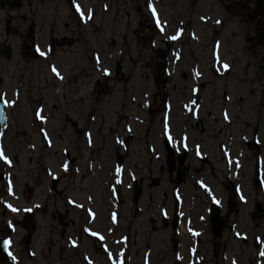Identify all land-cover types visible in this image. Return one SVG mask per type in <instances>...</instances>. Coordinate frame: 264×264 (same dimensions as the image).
Segmentation results:
<instances>
[{"label":"flooded vegetation","instance_id":"1","mask_svg":"<svg viewBox=\"0 0 264 264\" xmlns=\"http://www.w3.org/2000/svg\"><path fill=\"white\" fill-rule=\"evenodd\" d=\"M103 3L106 5L107 0H0V107L7 111L5 125L2 127L0 123V147L6 146L9 139L11 146L17 143L15 141L20 136L17 126L19 115L22 113V108L31 107L34 115L40 110L46 117L45 121H38L34 117L30 126L31 140L40 142L44 151L49 152L51 160L57 156L56 162L61 166L69 163L75 168L87 170L80 177L85 182L84 190H70L72 186L59 189L58 185L63 176L52 177L51 188L55 192L54 198L58 194L65 193L66 190L71 191L73 194L66 195L65 202L79 210L80 215L79 218L72 219L73 224H78V228L72 234L67 233V223L64 220L52 218L53 232L50 235L43 234L42 237L43 245L46 241L45 252L35 247L34 240L37 234V218H39L37 204L42 205L40 208L46 206V200L50 201L49 193L45 188L46 196L40 201L35 198L34 193V201L29 202L31 208L27 211L31 225L30 239L33 240V247L28 245L26 248L30 264H51L52 261L53 264L57 261L60 262L59 264H81L78 257L83 264H117L118 260L121 264L130 262L127 245V242L132 240L130 226L127 228V233H122L124 235L120 233L121 225L125 221L131 223V220L128 221L129 218H127V214H130L128 202L131 207L136 208V211H141L140 201L150 184L145 182V178L151 173L153 179H150L155 186L160 185L161 179L152 166H149L145 176H138L132 172L129 174L126 159L129 157V143L133 139V131L137 133L136 127L143 126L145 135L152 136L151 129L155 121H161V126L158 132H153L155 137L152 136V143L146 141L147 149L150 153H155L157 160L160 161L158 173L161 170L159 175L162 177H165L163 176L164 164L168 165L169 176L166 177V181H170L169 186L172 191L170 202L165 203L164 206L162 204L168 198V191L163 192L164 196L160 204L161 217L155 219L153 215H150L148 218L154 224L155 230H171L173 264H209V257L214 251L210 252L205 248L204 240L207 236L215 240L222 237L224 231L228 229L232 231L236 241L243 240V231L238 229V224L231 216L235 213L239 216L238 204L246 205L250 200V195L248 201L244 202L236 193V183H242L240 188L245 190L244 175L241 171L244 169L246 158L244 155L240 156L241 152L238 156H234L232 142L227 139L228 131L225 126L218 128L219 121L211 120L209 123L208 118L205 122L201 118L205 100L199 94L207 89V85L203 80L205 75L201 73V68L196 61L193 62L190 59L191 56L195 58V48L186 44L166 43V50L156 43L143 42L142 47H135L137 58L133 59L131 46L125 43L126 51L121 50L118 57L114 59V73L102 76L98 24ZM77 4L86 18L77 11ZM98 12L99 21L97 20ZM156 51L159 52L160 59ZM41 52L45 55H41ZM152 52H155L156 56L147 58L149 59L147 65L154 67V71L152 76L151 73L147 75L150 79L143 84L145 88L140 95L143 99L140 96L137 99L132 98L131 95L128 97V101L137 105L139 110L133 111L135 121H130L133 118L126 114L129 110L121 101L120 108L113 110V113L122 124L119 127L116 124L114 127L113 123L107 122L106 119L104 123L99 124L94 110L99 107L104 91L118 83L129 81L124 54H129L128 60L131 66H137L141 60L144 61L142 59L144 55L148 56ZM80 55L85 57L82 62L78 60ZM169 55L175 56L171 62ZM165 60L168 61L165 72L158 77L155 71L159 63ZM179 61L187 64L191 80L186 78L187 72L182 64L179 65ZM119 64L122 66L123 74L116 73ZM178 66L181 68L178 69ZM53 67L59 75L53 72ZM172 71L182 72L184 81L191 82L188 87L190 95L186 96L183 91L181 94L183 109L191 111V114L187 116L190 115L195 120L194 125L188 127V131L194 130L195 134L210 132L211 136L217 140L215 144L223 162L226 163L225 156L229 152L233 159L237 158L240 161L233 162V166L238 168L233 177L229 175V169L226 166L223 179L225 194L218 192L211 181L200 174L199 169L202 167H209L213 172L218 171L211 161L213 152L201 138L192 142L190 131H183L178 136L171 122H168L163 115L167 110L175 107L173 96L169 95L174 79L171 76ZM181 86L185 88L186 83L183 82ZM181 86L178 87L181 88ZM147 88L151 89L148 95ZM115 91L119 93L118 87ZM186 97L188 99L185 101ZM228 98L226 94L225 100ZM83 113H86V116L80 117ZM153 113L157 120L151 118ZM213 119L218 120L216 117ZM182 121L188 124L186 118H182ZM96 125L98 127H95ZM12 129L15 130L12 132ZM126 132L128 135L124 136ZM105 133L109 136L104 137ZM69 134L71 139L67 138ZM108 141L111 145L118 143L124 153L120 152V147L112 150ZM59 144L60 151L56 150V145ZM114 146L116 147L115 144ZM191 157L200 165H192L188 162ZM239 164L241 166L237 167ZM115 168L120 169L119 175ZM174 168L178 170V176L172 174ZM5 169L3 160H0V223H2L3 211L8 217L7 223H13L15 220L10 217L11 208L5 200L12 199L11 193L15 188V182L11 177L5 176ZM69 175L71 177L75 174L71 172ZM192 175L197 187L192 194L194 198L199 194L195 201L184 197L186 190L183 186L185 187L187 181L181 182L185 178L190 180ZM118 178H120L119 182ZM87 179H89L88 182H86ZM94 181L98 187L95 188V192H92L91 183ZM31 182L29 193L36 188L35 177ZM8 183L11 184V193ZM166 184L168 185V182ZM213 197H218L222 204V207L218 206L217 210L213 208ZM152 198L151 195V200ZM205 199H207L205 209L197 215H190L193 210L200 208L199 202L203 203ZM53 205L57 209L61 207V204L53 203ZM230 208L233 209L231 213H229ZM170 209L173 211H169ZM19 224L22 225V222L19 221ZM181 226L185 227L184 232ZM219 227H221L220 230ZM55 231L58 232L59 238H56ZM90 232L98 233V236H92ZM117 234L120 235L117 237ZM5 237L11 241L10 238H14L15 234L10 230L3 235L0 227V244L4 242ZM99 237H103V240ZM53 245L58 249V253L55 255L54 252L53 257L51 255L47 257ZM116 246L119 248L116 249ZM222 253L225 260L228 252ZM19 254V250L15 253L11 242L7 254H2L0 251V264H22ZM211 263L214 264L215 261ZM142 264H152L150 252H144Z\"/></svg>","mask_w":264,"mask_h":264},{"label":"rangeland","instance_id":"2","mask_svg":"<svg viewBox=\"0 0 264 264\" xmlns=\"http://www.w3.org/2000/svg\"><path fill=\"white\" fill-rule=\"evenodd\" d=\"M109 1L110 11L108 13L100 12V21H99V12L97 15V20L100 25L103 23L104 29L99 27L98 37H99V47L102 50L101 55L104 56L103 64L101 66V71L103 67L111 68L114 66V59L118 57V53L121 50L126 51V46L129 44L131 47V51L135 54L134 48L136 46L142 47L143 42L147 39H150L152 35H155L156 43L160 47H165L163 45V41H165L166 37H168L169 33H159L161 30L153 28V23L151 21L152 16L151 13H147L145 2L147 0H107ZM186 0H166L163 4L162 8V16L155 17L157 21L164 18L170 21L172 17H176L177 12L182 10L183 7L186 6ZM198 1L192 0L193 2V12L190 15V18L195 19L196 21L200 20V15H207L211 17L213 23L208 28L203 25L200 20L196 22L197 26H200V30L195 29V25H188L186 29V35L188 34L191 28L196 30L197 36H200L202 40L200 42H195L191 38L187 40V45L196 49L195 58L190 57V59L194 62L196 61L197 65L201 68V73H204L203 80L207 85V89L200 93L202 99L205 100L204 111H202L203 121L205 122L208 118V122L211 120L219 121L217 127L225 126L228 135L227 139L232 142L231 148L233 150L234 156L239 155V152L242 150L245 151V167L241 171L244 175V183L248 185V173L253 175L255 174L256 160L255 155L261 154L264 157V60L263 55L258 58V53L254 50H258L260 53H264V29H261L262 23L257 24L253 30L249 29L251 22L253 20L264 22V0H261L262 9L258 12L256 17L255 14L258 1L257 0H202V4L199 5L200 10H198ZM163 3V1H162ZM206 9L207 12H205ZM197 12L200 13L199 20ZM254 17V18H253ZM102 19V21H101ZM220 21L219 24H215V21ZM150 23V24H149ZM176 23V22H175ZM99 25V24H98ZM171 31H174L176 25H171ZM216 27V28H215ZM249 27V28H248ZM101 30V37H100ZM212 31V32H211ZM149 35V37H147ZM147 37V38H146ZM185 36L184 39H186ZM102 38V39H101ZM114 39V40H113ZM214 41L221 43L222 47V57L221 61L225 62L227 59L230 64L234 65L233 71L225 76H219L215 70H219L220 63L217 62L213 57L212 53V44ZM158 58L161 57L158 55V51H156ZM155 52L148 54V56L144 55L139 65L131 66L132 64L128 60L129 54H124V62L127 66V76L129 81L127 83H118L116 86L111 87L110 89L104 91L102 101L100 100L99 107L94 110L97 113L98 119L97 122L104 123L105 119L107 122H112L114 127L118 124L119 127L122 122L117 120V116L113 113V110H117L120 108L121 101L124 102V106L128 108V112L133 119L131 122L135 121V114L133 111H139L137 105H134L128 101V97L131 95L132 98H138L142 90L145 88L143 85L147 82V77L151 73H153L154 67H148L147 62H149L150 57L156 56ZM258 58V59H257ZM169 59H172V55H169ZM80 62L85 60L83 55H80L78 58ZM182 64V67L186 70L188 80H191L190 72L188 71V66L186 63H181L179 61V65ZM181 68L178 66V69ZM215 69V70H214ZM178 71V70H176ZM221 71V68H220ZM149 73V74H147ZM176 75V76H175ZM173 83L170 86V96H173L175 107L173 109H169L163 115L168 119V122H171L178 136L183 131H188V127L194 125L195 120L188 114H191V111H185L182 107L183 97L181 96L182 91L186 96H189V85L191 82H185L183 73L172 71ZM186 83V87L183 88L182 83ZM181 86L178 87V86ZM118 87L119 93L115 91V88ZM175 88V89H174ZM148 89V88H147ZM169 93V89L167 90ZM151 93V89H148L147 95ZM226 94L228 95V100H225ZM240 94H243L244 97L240 98ZM140 98L143 99L142 96ZM188 98L186 97L185 101ZM242 99V101L240 100ZM191 105H193L191 103ZM227 109L230 116V123L223 121L221 118V110ZM107 115V118H106ZM144 115V114H143ZM161 116V113L159 114ZM86 113L80 115V117H85ZM218 118L215 120L213 118ZM152 119H156L155 113L151 115ZM182 118H186L188 124H184ZM34 120L33 112L31 111V107L22 108V113L19 115V119L17 122V126L19 127L20 136L17 138L15 145L11 146V141L9 139L6 148L8 152L18 161L21 162L19 168L14 166V181L16 184L17 191L21 194L23 190H29V183L33 177H35L34 184L36 188L32 189L25 195V199L23 202L17 200V203L21 206V204H29V202L34 201V193L35 198L40 201L43 197L46 196V191L48 192L51 188V177L49 173L46 171V166H50L49 162H51V172L54 170L60 176H63L61 183L58 185L59 189H62L65 186H72L70 188L76 190L78 186H81L80 176L83 174L82 171L77 173L75 170L71 171L76 174L70 177L68 170L66 172H61V165L56 162V157L53 159L49 157V152L44 151V147L40 145V142H36L31 140L30 134L32 133L31 123ZM98 124V125H99ZM96 125L95 127H98ZM14 126V125H13ZM12 126V127H13ZM161 126V121H155L154 127L151 129L152 136L153 132H158ZM252 128H258L260 130V138L262 140V145H255L254 143L248 144L245 141V138H249L252 140ZM15 129H12V132ZM136 132L134 136H132V140L129 143V157L127 164V171L137 174L138 176H145L149 166L154 167L157 172V176L161 179L160 185L155 186L152 184L153 175L149 173L148 177L145 178V182H150L149 187L145 191V195L141 198L140 207L141 211H136L135 207H131L130 202H128V208L130 210V214H127L128 221L124 222L121 225V234L127 233V228L130 226V234L132 237L131 241L127 242L128 245V256H130V262L128 264H142V256L145 251L150 252L152 264H173L174 263V252L172 243L170 240L171 230L168 229H157L153 228V223L148 218L150 215H153L155 219L161 217L160 214V204L163 200V192L165 190L168 191V198L164 200L162 204L164 206L165 203L170 202L171 200V189H170V181H166V177L168 175V165L164 164V174L162 177L158 173V169L160 168V161L157 160L155 153H150L149 149H147L146 141L151 142L152 136L145 135L144 127H136ZM190 131V132H189ZM189 134L191 136L192 142L201 138L204 141V144L213 152V156L211 155V161L213 162L214 167L218 170L217 172L210 171L209 167H202L199 170L200 174L206 176L214 188L220 192L221 194H225V186L223 185L226 173V164L221 160L220 154L218 152L216 146V139L211 136L210 132H204L195 134L194 130L191 132L189 129ZM125 135H128L126 132ZM109 135L105 133L104 137H108ZM103 137V142H104ZM70 138V134L67 136ZM112 140V139H111ZM14 142V143H15ZM111 145V142H109ZM116 145V147L114 146ZM111 145L112 150L115 148H119L120 145L118 143H114ZM32 145H35V149H32ZM155 145V144H154ZM56 150L60 151L61 145H56ZM156 149L158 150V146L156 145ZM120 152L124 153L122 147H120ZM158 153V152H157ZM85 153L83 152V155ZM156 159H155V158ZM144 162V164H143ZM152 162V163H151ZM188 162L192 165H200V163L191 157ZM45 164V167L43 168ZM54 169L52 171V168ZM139 167V168H135ZM12 170L7 169V172H11ZM85 170V169H84ZM137 172V173H136ZM174 176H178V170L174 168V172L172 173ZM182 175V174H181ZM180 175V176H181ZM190 180L185 178L183 181H187L185 184V192L184 197H186L190 201L197 200V196L194 198L192 194L193 191H196V186L194 184V176H191ZM151 178V179H150ZM96 179V178H95ZM98 180V179H96ZM95 180V181H96ZM95 181L91 183L92 192H95V188L98 187L95 184ZM168 182V185L166 184ZM49 183V187L47 184ZM75 187V188H74ZM250 193L249 203L246 205H239V216L235 213L231 216L238 224V229L243 232H246L250 237L248 240L244 242L236 241L237 239L233 237L231 230H225L222 237L212 240L210 236H207L204 240L205 248H207L210 252L213 250L214 253L209 257V264L214 260V264H232L230 261L231 256H235L238 259L239 264H255L257 259L256 257V246L253 245V237L256 234H260L264 239V211H263V203H262V193L260 189L254 187V193L251 188L248 189ZM42 191V192H40ZM249 194V192H247ZM73 194L71 191L66 190L65 193L56 195L55 193H49V199L46 200V206L43 208H39L38 211V221L36 224V237L34 240V245L36 248L42 252L46 250V241L43 245L42 237L43 234L50 235L53 230L51 229V225H53V219H62L67 223L66 231L68 234H72L78 228V224H73L72 219L79 218L80 211L71 207L69 204L67 205L65 202V196ZM152 195V200H151ZM44 203L45 201H41ZM53 203L61 204L59 209L55 208ZM207 199L203 201V203L199 202L200 208H197L192 211L190 215H197L201 213L206 206ZM253 208H256L258 213H263L261 217L254 218L253 220H249L248 211ZM44 211H46L44 213ZM53 211V212H52ZM169 211H173L170 209ZM233 211L230 208L229 213ZM14 212V211H13ZM50 212H52L50 214ZM12 214L10 217L15 219L17 222L18 231L15 236L17 249L20 251V257L22 259V264H30V259L26 253V247L29 245L33 247V240L31 238V234L28 233V229L25 227H21L19 221H21L22 213ZM61 214V215H60ZM197 221V218H195ZM7 221L8 217L5 215V211H3V219L2 223H0L1 233L4 235L7 231ZM57 223V221H56ZM160 224V223H158ZM260 225V227H259ZM256 233V234H255ZM120 234H117V237ZM124 235V234H122ZM56 238H59V234L55 231ZM26 237V240H21V238ZM148 242V243H147ZM119 246H116L118 249ZM146 249V250H145ZM55 255L58 253V249L53 247L51 248L50 255L53 257V253ZM228 252L229 258L227 260L223 259V253ZM81 264H83L79 257L77 258ZM42 262L44 260L42 259ZM60 262L57 261L56 264ZM53 264V261L52 263Z\"/></svg>","mask_w":264,"mask_h":264},{"label":"snow or ice","instance_id":"3","mask_svg":"<svg viewBox=\"0 0 264 264\" xmlns=\"http://www.w3.org/2000/svg\"><path fill=\"white\" fill-rule=\"evenodd\" d=\"M149 7H151V5H149ZM76 9H77V11L78 12H81V15L83 16V12L81 11V9H80V7H79V5L77 4L76 5ZM153 14L155 15V10L153 9ZM90 18V17H89ZM157 23L159 24V21H157ZM217 23H220V21H217ZM171 39H176V37L175 36H173V37H171ZM38 51H39V49H38ZM41 55H45V53H43V52H41L40 53ZM224 67L225 68H227L228 66L227 65H224ZM53 72H56V74L57 75H59V73L57 72V70L53 67ZM105 72H106V74H107V70H105ZM193 103H195L194 101H193ZM39 113H37V116L39 117ZM225 118H227V116L225 117ZM167 127V126H166ZM169 139H171L170 137H169ZM0 160H3L6 164H11V161L4 155V152H3V150L2 149H0ZM65 170H67V166H65ZM120 172V169H117V173H119ZM119 182V181H118ZM9 192L11 193V186H9ZM241 199H243V196H241ZM217 203H219L218 201H216ZM9 208H11V210L12 211H18V209H16V208H13L11 205H9L8 206ZM38 207V206H37ZM26 211H30V209H27ZM91 214V213H90ZM11 226V225H10ZM85 231H90V230H88V229H85ZM90 234L92 235V236H98V233H95V232H90ZM99 239H101V240H103V237H99ZM10 243H11V241L10 240H5L4 241V246L7 248L9 245H10ZM10 255H11V253H9ZM260 255L261 256H264V251H261V253H260Z\"/></svg>","mask_w":264,"mask_h":264},{"label":"bare ground","instance_id":"4","mask_svg":"<svg viewBox=\"0 0 264 264\" xmlns=\"http://www.w3.org/2000/svg\"><path fill=\"white\" fill-rule=\"evenodd\" d=\"M89 179L86 180V182H88ZM85 189V184H82L79 188H77L76 190L79 191V190H84ZM181 230L184 232L185 231V227L184 226H181L180 227Z\"/></svg>","mask_w":264,"mask_h":264}]
</instances>
